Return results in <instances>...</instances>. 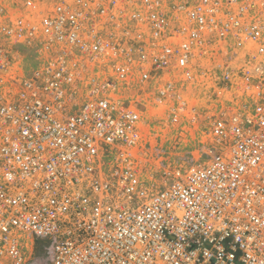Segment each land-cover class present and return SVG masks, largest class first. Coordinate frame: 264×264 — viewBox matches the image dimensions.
I'll use <instances>...</instances> for the list:
<instances>
[{
  "label": "built area",
  "instance_id": "1",
  "mask_svg": "<svg viewBox=\"0 0 264 264\" xmlns=\"http://www.w3.org/2000/svg\"><path fill=\"white\" fill-rule=\"evenodd\" d=\"M24 7L0 8V264H264V0ZM5 39L51 58L17 72ZM221 41L263 58L254 104L213 121L206 164L148 195L133 162L145 106L126 94L136 74L192 79Z\"/></svg>",
  "mask_w": 264,
  "mask_h": 264
},
{
  "label": "rangeland",
  "instance_id": "2",
  "mask_svg": "<svg viewBox=\"0 0 264 264\" xmlns=\"http://www.w3.org/2000/svg\"><path fill=\"white\" fill-rule=\"evenodd\" d=\"M27 1L0 0V8L13 17H25ZM32 1L50 9L61 0ZM162 6L171 12V2ZM5 43L13 68L23 74L43 67L51 58V52L37 43L15 45L6 39ZM255 55V46L240 47L234 41H221L197 53L190 80L175 71L158 81L140 83L136 74V82L126 95L145 106H139L146 123L133 157L138 187L152 195L185 178L191 165L208 162L215 148L209 135L213 121L242 113L243 105L254 104V86L263 78L257 67L263 58H253ZM248 76L251 79L247 82ZM166 81L173 83V91L161 95Z\"/></svg>",
  "mask_w": 264,
  "mask_h": 264
}]
</instances>
